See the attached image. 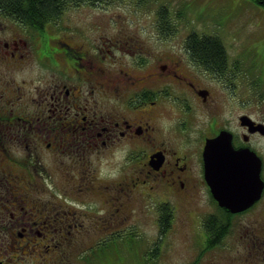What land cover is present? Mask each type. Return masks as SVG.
<instances>
[{
  "label": "flooded vegetation",
  "instance_id": "1",
  "mask_svg": "<svg viewBox=\"0 0 264 264\" xmlns=\"http://www.w3.org/2000/svg\"><path fill=\"white\" fill-rule=\"evenodd\" d=\"M69 26L58 30L69 33L74 29L73 23ZM49 35L43 31L37 54L47 69L42 78L48 79L34 86L38 104H47L48 120L32 110L0 109V264H50L63 243L78 234L89 233L85 242L99 248L100 232L110 237L115 220L132 212L133 195L145 207L161 194L167 198L170 220L160 223L157 217L159 230L177 228L184 213L202 229L204 217L212 214L203 215L199 199L207 195L213 202L203 152L206 141L222 132L231 134L235 149L249 148L262 159L264 179V154L255 144L264 135L251 131L264 126V117L244 110L242 69H228L227 51L212 62L187 43L191 35L155 32V43L149 45V39L124 33L122 46L128 42L136 47L125 63L112 57L105 69L96 49L94 54L84 45ZM6 40L0 43V66L21 68L26 59L19 46L25 42L16 34ZM21 88L10 81L5 86L14 94ZM25 95L17 99L22 98L24 107L33 105L23 101ZM232 112L237 115L229 118ZM245 118L254 124H245ZM103 160H110V178L101 179L94 167ZM263 197L264 191L257 203ZM62 199L76 205L63 208ZM253 207L233 215L259 211ZM243 243L251 256H264V229L248 227ZM39 248L43 252L34 257Z\"/></svg>",
  "mask_w": 264,
  "mask_h": 264
},
{
  "label": "rangeland",
  "instance_id": "2",
  "mask_svg": "<svg viewBox=\"0 0 264 264\" xmlns=\"http://www.w3.org/2000/svg\"><path fill=\"white\" fill-rule=\"evenodd\" d=\"M164 5L168 7V17H171L168 25L170 29L176 28L174 30L178 36L185 38L186 35L192 34L199 36L217 34L216 36L222 39L228 52V69L232 70L234 67L242 69L239 73V92L244 98V110H253L254 117H264V7L250 0H79L71 4L55 21L58 23V27L55 25L57 30L62 25L69 28L73 23L74 29L69 33L57 31L55 28L52 30L50 27L43 30L32 28L21 23L17 24L12 18L0 16V43L8 39L11 34H16L25 42V47L19 46V49L21 48L20 53L26 59L21 68L0 66V109L5 110L6 113H11L12 110L17 113L32 110L33 113H41L48 120L50 113L46 108L47 104H38L40 102L37 99L38 89L34 88L38 83L48 79V76L45 80L42 78V72H46L47 69L45 63L37 58L42 46L40 40L43 31L44 35L50 34V37L56 39L64 38L70 43L84 45L94 54L97 50L100 66L104 65L105 69H108L112 57L125 63L126 59L129 60L128 51L136 47H132L134 43L130 46L128 42L122 46L124 33L142 36L144 42L149 39V45L155 43V37L152 35L155 33L157 18L162 17L161 9ZM120 37L122 42L119 40ZM112 42L116 44L113 45ZM167 43L173 45L171 41ZM51 44L56 45L55 41H51ZM168 44L166 47L169 46ZM118 47H121L119 51ZM98 50L103 52L99 53ZM228 76L232 77L231 74ZM9 81L25 88H21L20 93L17 94L7 92L5 86ZM80 85L87 86V84ZM22 94H26L23 101H30L33 105L24 107L22 98L17 99L23 97ZM232 113L229 118L237 115V112ZM255 144L264 154L263 139L256 138ZM15 152L20 153L18 149ZM109 163L110 160L94 163L101 179L112 176L111 169L107 167ZM54 188L55 186L53 190ZM166 199L161 194L154 201L148 202L145 207L141 198L133 195L132 212L124 219L115 220L118 221L114 234L117 238L110 234L111 239L107 240L109 238L107 234L100 232L101 240L106 242L101 245L100 260L97 258L96 262L99 264H250L251 255L245 248L247 244L242 245V237L245 236L248 227H253L256 221L260 222L264 218V210L261 214L249 213L234 218L231 231L226 234L224 242L218 248L206 252L197 261L200 257L199 252L203 249L205 228L201 229L198 222L196 224L191 222L193 218H186V215L188 217L189 215L183 212L182 217L176 220L177 228L173 227L161 238L156 226L159 220L157 217L160 216L158 203H168ZM68 203L76 205L72 200H68ZM12 204L13 202L8 203L7 206H13ZM198 204L203 213L219 212L214 203L208 200L207 195L200 198ZM205 218L206 216L204 221ZM261 224H264V219ZM128 231L129 233L125 235L124 233ZM78 236H82L86 241H90L91 237L89 233Z\"/></svg>",
  "mask_w": 264,
  "mask_h": 264
},
{
  "label": "trees",
  "instance_id": "3",
  "mask_svg": "<svg viewBox=\"0 0 264 264\" xmlns=\"http://www.w3.org/2000/svg\"><path fill=\"white\" fill-rule=\"evenodd\" d=\"M78 1L79 0H0V16L5 18L8 17L12 18L13 20L25 26L41 29L46 24L55 22L57 18L69 6H71V4L76 3ZM93 1H101V0H93ZM250 1L264 7V0H250ZM167 8L168 7L166 5L162 7L161 9L162 17L157 18V25L155 28V32L163 33L165 35H170L173 34L171 32L176 28L170 29V25H168V22L171 21V20L169 21L171 17L170 16L168 17ZM173 32H175V30ZM216 35L199 36L197 34H192L191 38L188 40L187 43L191 44L194 47V49H197L198 50L197 52H199L200 56H203L205 59L213 62L216 61L219 57L220 59H222L223 58L222 51H224L223 53L227 51L225 49L222 39ZM76 184H78V182ZM58 198L60 199V197ZM63 199L60 202L63 208H66L67 202L64 201ZM262 200H263L262 203L260 202L254 205L253 208L256 207L260 211V212L259 211L256 212L255 214H261L262 211L264 210L263 209L264 199ZM213 203L215 204L216 207L217 206L216 203L214 201ZM49 207H52L50 203H49ZM158 209L160 211V216L158 217L160 223L162 222L167 223V221L170 220L169 218V215L171 213L170 206L166 203H161V204L158 203ZM218 209H219L218 213L206 216L205 218L204 230L206 232L205 235L206 242L203 244L202 251L199 252L200 257L197 259V261L206 252L218 248L224 242L226 234H229L231 231L233 219L237 217L236 215L225 212L220 208ZM52 211L54 210L50 209V213H52ZM262 219L260 220V222L256 221L257 223L254 224V227H259L260 230H263L264 224H261ZM170 230L172 229L169 227H166L165 229L161 228L159 230L161 238ZM128 233L129 231L124 234L127 235ZM114 234L113 237L117 238L115 237L116 235L114 236ZM81 238L83 237L76 236L75 239L72 238V240H69L68 244L63 243L62 251H56L54 259L49 258V262H51L50 264H99L98 262H96V260L97 258H99L100 247L102 244L106 242V240H102L101 245L98 248L90 245L88 246L87 245L88 243H86L85 240ZM110 239L111 236L107 238V240ZM80 245L82 246L81 248ZM39 249L41 250V252H43L41 248ZM40 250H37L34 254L38 256L39 254H41ZM261 250H263L262 246H260L259 249L257 248L258 252H261ZM240 255H242V253H240ZM250 264H264V256H261V254H259V256H251Z\"/></svg>",
  "mask_w": 264,
  "mask_h": 264
},
{
  "label": "water",
  "instance_id": "4",
  "mask_svg": "<svg viewBox=\"0 0 264 264\" xmlns=\"http://www.w3.org/2000/svg\"><path fill=\"white\" fill-rule=\"evenodd\" d=\"M245 124L248 122L245 118ZM264 135V126L251 130ZM205 178L213 198L225 211L242 213L262 196V160L249 148L235 149L229 132L208 139L203 152Z\"/></svg>",
  "mask_w": 264,
  "mask_h": 264
}]
</instances>
